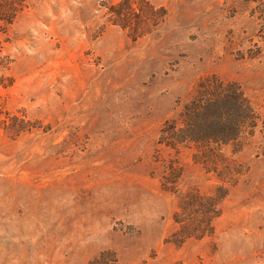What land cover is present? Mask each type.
<instances>
[{"label":"rangeland","instance_id":"rangeland-1","mask_svg":"<svg viewBox=\"0 0 264 264\" xmlns=\"http://www.w3.org/2000/svg\"><path fill=\"white\" fill-rule=\"evenodd\" d=\"M0 264H264V0H0Z\"/></svg>","mask_w":264,"mask_h":264},{"label":"trees","instance_id":"trees-1","mask_svg":"<svg viewBox=\"0 0 264 264\" xmlns=\"http://www.w3.org/2000/svg\"><path fill=\"white\" fill-rule=\"evenodd\" d=\"M231 93H226L223 97L216 99L215 101L212 100V106L214 105L217 109V112L213 113L214 116H218L219 119H224L227 121V125L223 126V123L221 121H216L215 126L213 127V130L211 128L207 127L206 130V136L209 135L212 139L219 138H225V140H231L236 137V135L239 132V124H236L235 126H230V123L233 122V116L230 112L229 106H233V104L237 105V102L240 104V102H243L241 98H239V95ZM213 106V107H214ZM214 107V108H215ZM229 113V114H228ZM239 121L242 116H240L238 113L234 115ZM247 114L244 116L246 117ZM208 122V121H207ZM195 130H197L199 133H201L205 129V125L202 124L199 120H197L195 124Z\"/></svg>","mask_w":264,"mask_h":264}]
</instances>
